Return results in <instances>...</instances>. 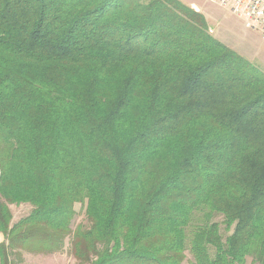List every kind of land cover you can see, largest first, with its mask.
<instances>
[{"label":"trees","instance_id":"obj_1","mask_svg":"<svg viewBox=\"0 0 264 264\" xmlns=\"http://www.w3.org/2000/svg\"><path fill=\"white\" fill-rule=\"evenodd\" d=\"M0 195L2 264H264V70L183 0H0Z\"/></svg>","mask_w":264,"mask_h":264},{"label":"rangeland","instance_id":"obj_2","mask_svg":"<svg viewBox=\"0 0 264 264\" xmlns=\"http://www.w3.org/2000/svg\"><path fill=\"white\" fill-rule=\"evenodd\" d=\"M210 10H207L206 19L210 26V32L226 43L229 47L241 53L251 62L257 64L264 70V37L260 32L247 26V24L228 10H224L216 4L210 2ZM198 11V10H197ZM0 199H3L0 195ZM13 214L12 223L18 221L22 217L28 215L33 206L30 203H12L9 204ZM76 216L71 226L74 231L78 226L87 227L90 225L86 217L85 203H76ZM222 222V215H214L212 221ZM198 222H204L202 217L198 218ZM221 231L224 235H228L230 231L221 224ZM75 231L66 237L63 249L57 252L41 251L38 248L25 247H9L6 250L8 255L7 264H90L89 258L80 257L76 254L75 248ZM9 241L5 235L0 232V244ZM188 260L193 259V255L187 252ZM0 264H2L0 252ZM245 264H258L252 257H248Z\"/></svg>","mask_w":264,"mask_h":264},{"label":"built area","instance_id":"obj_3","mask_svg":"<svg viewBox=\"0 0 264 264\" xmlns=\"http://www.w3.org/2000/svg\"><path fill=\"white\" fill-rule=\"evenodd\" d=\"M235 14L264 37V0H207Z\"/></svg>","mask_w":264,"mask_h":264},{"label":"crops","instance_id":"obj_4","mask_svg":"<svg viewBox=\"0 0 264 264\" xmlns=\"http://www.w3.org/2000/svg\"><path fill=\"white\" fill-rule=\"evenodd\" d=\"M190 6H192L194 9L202 12L207 15V10H210V6L207 0H183Z\"/></svg>","mask_w":264,"mask_h":264}]
</instances>
